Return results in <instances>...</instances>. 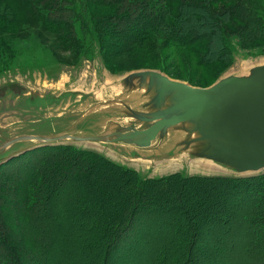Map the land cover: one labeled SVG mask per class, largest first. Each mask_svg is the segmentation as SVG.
I'll return each instance as SVG.
<instances>
[{"label": "rangeland", "instance_id": "rangeland-1", "mask_svg": "<svg viewBox=\"0 0 264 264\" xmlns=\"http://www.w3.org/2000/svg\"><path fill=\"white\" fill-rule=\"evenodd\" d=\"M28 2L0 0V82L34 78L53 83L52 87L44 84L40 88L34 83L23 87L34 96L48 98L51 93L63 94L70 89L95 90V85L103 83V77L112 80L139 70L159 71L170 79L206 88L238 62L264 58V41L242 46L231 25H227L226 34L230 62L218 59L200 63L190 50L174 51L172 48H176L165 41L167 35L160 33L143 40H135L134 35L125 39L121 37L125 30L121 28L116 36L120 42L111 37L100 40L94 29L92 32L85 24L79 25L85 34L72 36L73 33L58 29L55 22L45 19L48 6H36L33 0L31 10ZM148 2L153 6L160 4V0ZM231 6L226 0H216L214 4L216 10ZM124 10L125 6L117 4L109 8L87 7V13L95 17L104 15L103 18ZM149 10H145L148 18ZM57 17L62 19L63 15L56 13ZM134 23L128 24L137 27ZM59 82H64V90L56 86ZM13 101L0 100V114H4L0 120L10 115L22 121L38 118L37 109L29 105L31 100ZM86 132L92 133L93 128ZM32 152L0 166V234L8 237L16 251L31 252L29 235L36 237L44 247L45 257L37 258L36 264H99L101 245L109 241L102 234L111 238L116 226L146 230L134 234L145 237V245L141 242L137 246L151 251L152 264H178L188 249L192 262L197 259L195 264H209L214 261L212 255H216L213 246L225 249L220 264H240L246 259L264 264V178L247 182L181 181L173 177L230 176L176 164L148 170L144 165L112 158L93 146L40 148ZM251 177L255 175L241 178ZM111 202L114 208L108 212ZM99 205L102 212L115 213L112 224L106 221V213L105 216L99 212ZM26 213L29 218H24ZM190 232L196 233L194 237ZM136 234L133 238L139 239ZM97 237L98 241L93 242L97 247H92L91 242ZM191 239H196V244ZM199 249L211 258L203 260ZM5 261L6 256L0 251V264Z\"/></svg>", "mask_w": 264, "mask_h": 264}, {"label": "water", "instance_id": "water-1", "mask_svg": "<svg viewBox=\"0 0 264 264\" xmlns=\"http://www.w3.org/2000/svg\"><path fill=\"white\" fill-rule=\"evenodd\" d=\"M103 78L86 92L59 82L66 92L48 98L23 87L53 83L2 80L0 100H31L38 118L0 120V166L40 148L83 145L148 170L176 164L233 178L264 174V58L238 62L206 88L154 70Z\"/></svg>", "mask_w": 264, "mask_h": 264}, {"label": "trees", "instance_id": "trees-1", "mask_svg": "<svg viewBox=\"0 0 264 264\" xmlns=\"http://www.w3.org/2000/svg\"><path fill=\"white\" fill-rule=\"evenodd\" d=\"M27 1L31 2L28 3L31 6V10H33V0ZM148 1L151 0H36V6H48L47 13L44 12L46 14L45 19L55 22L56 28L64 29L65 32L69 34L70 32L73 33L72 36L79 37L82 34H85L80 27H84L85 24L87 27H91L92 32L94 29L100 40H103V38L106 37H111V39L120 42V40H117L116 38L121 32V28L125 30L123 35L121 34V37L125 39L134 35L133 37L135 40H143L150 37V35L152 36L153 34L160 33L167 35L165 41L171 47L176 48H172L174 51L180 52L185 51V49L190 50V53L194 54L200 63L207 61L211 62L214 60L217 61L218 59L226 63L230 62L231 56L229 52L228 38L226 36L228 31L227 25H231L233 27V33L234 35L237 34V39L242 46H247L257 41H264V0H226L232 6L228 8L222 7L220 10H216L214 8L216 0H160V4L154 6ZM116 4L120 7L125 6V10L109 14L108 16H105V18H103L104 15L95 17L87 13V7L93 8L94 6H97L109 8ZM255 4L259 5L255 8ZM49 7L53 9L50 10ZM149 8L151 9V15L148 14V18L146 17L145 10L148 9V12H150ZM37 9L38 8L36 7V11ZM56 13L63 15L62 19L58 17L55 18ZM131 21H134V24L138 26L141 24H146L147 26L133 27L132 24H128L131 23ZM76 26H78V28L75 30ZM126 27L128 30H126ZM95 33H92V36H95ZM103 33L105 35H103ZM124 33H128V36H124ZM69 147L71 146L46 147L43 149H68ZM31 153L33 152L31 151L24 155ZM176 177L181 181L197 180L202 182H213L218 180H227L247 182L248 180L254 178V180L263 179L264 174L251 178H208L202 176L188 178L180 175H176L173 178ZM146 181L151 180L143 181V179H141V182ZM235 186H237V183L233 187ZM247 187L250 188L249 186ZM33 195L30 197L32 198ZM31 204L32 203H30L29 206H31ZM112 204L113 203L111 202V204L108 205V208L110 209H108V212L111 211V208H114L112 207ZM97 208L100 209L99 212L105 215L106 212L101 211L102 209L100 205ZM106 214V221L108 220V223L112 224V219L116 218L115 213H112L111 215L110 213ZM23 216L24 218L30 217L28 213L23 214ZM192 221L193 223L195 222L194 220ZM137 228L135 230L130 227L125 228L123 226L119 228L116 226L114 227V234L111 238L102 234L104 240L106 239L107 241L108 239L109 241L107 244L105 243V245H101L102 247L98 246L102 248L99 264H114V262H116L115 264H152L153 261L150 259L152 255L151 251L144 246H140V249H138V243H146V241H144L145 237L140 235V233H146V230L142 231L140 229V232ZM94 230H97V228ZM134 232H140L138 234L135 233L136 236L139 235V239L133 238L135 236ZM92 233L93 232H90V235H93ZM96 233L98 232L95 231L94 234ZM189 234L191 237H194L196 233L194 234L190 232ZM42 235L46 238L48 237L47 234ZM127 235H130V237H126ZM29 236L30 242L33 244L32 249H30L31 252H29V249L18 251L14 250V248L10 245L8 237L0 234V251L6 256L5 264H36V259H39L40 256L43 260H45V257L43 256L44 254H42V248L44 247L38 244L36 237L31 234ZM195 240L191 239L190 242L192 244H196ZM97 241L98 237L92 240L91 246L95 247L96 245L93 242ZM212 250L216 252V255H212L214 261L212 260L209 264H220L219 261L222 260L223 256H225L223 252L225 249L223 250L221 247L218 248L213 246ZM4 251L7 252L3 253ZM198 251L199 257L203 260L211 258L207 255L206 251L201 249ZM188 252L189 249L184 253L182 259L179 261L180 263L178 264L196 263L197 259L193 262L192 259H189ZM44 253L48 254L47 249L44 250ZM50 254L51 255H49V257L51 256L50 258H52V253L50 252ZM221 264L227 263L225 262ZM240 264L256 263L246 259Z\"/></svg>", "mask_w": 264, "mask_h": 264}, {"label": "bare ground", "instance_id": "bare-ground-1", "mask_svg": "<svg viewBox=\"0 0 264 264\" xmlns=\"http://www.w3.org/2000/svg\"><path fill=\"white\" fill-rule=\"evenodd\" d=\"M174 165V164H173ZM172 168V167H171Z\"/></svg>", "mask_w": 264, "mask_h": 264}]
</instances>
